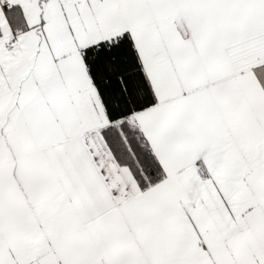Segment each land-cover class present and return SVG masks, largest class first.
Here are the masks:
<instances>
[{
  "label": "snow or ice",
  "instance_id": "6c2138e0",
  "mask_svg": "<svg viewBox=\"0 0 264 264\" xmlns=\"http://www.w3.org/2000/svg\"><path fill=\"white\" fill-rule=\"evenodd\" d=\"M0 264H264V0H0Z\"/></svg>",
  "mask_w": 264,
  "mask_h": 264
}]
</instances>
